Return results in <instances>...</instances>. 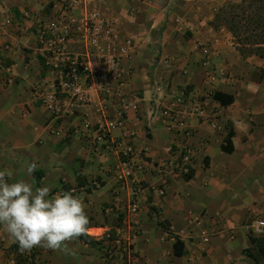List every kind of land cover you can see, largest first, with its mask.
Returning <instances> with one entry per match:
<instances>
[{
	"label": "crops",
	"instance_id": "obj_1",
	"mask_svg": "<svg viewBox=\"0 0 264 264\" xmlns=\"http://www.w3.org/2000/svg\"><path fill=\"white\" fill-rule=\"evenodd\" d=\"M71 1L0 0V170L37 187L26 170L36 163L39 187L48 186L51 196L99 180L100 189L81 194L90 219L84 236L92 243L81 236L67 244L68 253L21 252L0 226V264L20 253L44 264H105L108 237L133 201L131 184L117 183L113 173L128 147L144 167L136 171L135 220L142 230L136 264H255L244 252L253 247L249 224L264 220V59L242 58L228 31L212 26L217 12L238 0H79L70 13L74 24L114 21L111 50L120 57L127 106L119 103L118 82L110 80L106 91L89 88L85 104L60 93L68 114L57 116L38 100L59 77L40 27L63 18ZM68 48L81 52L72 41ZM216 92L234 103L222 106L212 98ZM183 93L205 105L202 117L189 121L194 135L187 141L167 133L160 120ZM102 108L110 116L124 110L125 124L112 132L111 144L93 145L84 125H98ZM230 132L234 151L226 154L222 145ZM186 145L196 154L191 179L176 169ZM173 170L174 177L159 172ZM176 239L185 246L182 257L174 254Z\"/></svg>",
	"mask_w": 264,
	"mask_h": 264
},
{
	"label": "built area",
	"instance_id": "obj_2",
	"mask_svg": "<svg viewBox=\"0 0 264 264\" xmlns=\"http://www.w3.org/2000/svg\"><path fill=\"white\" fill-rule=\"evenodd\" d=\"M71 3L64 8L63 18L52 19L40 27V42L45 51L50 53L51 66L58 71L59 77L51 87L52 92L49 94L40 92L38 100L45 109L57 116L68 114L65 103L59 100L60 93L69 98L78 99L79 97V101L85 104L89 102L87 95L89 88L95 87L106 91L110 87V80H115L120 89L119 103L125 109L127 104L121 88L126 85V81L122 79L119 72L120 57L111 50L117 41L114 21L91 18L80 24H74L70 20V13L73 6L80 1L73 0ZM70 41L81 47L79 54L69 51ZM126 45L129 46L130 42ZM210 65V62L205 63V66ZM204 106L199 99L183 93L163 108L160 113L161 123L167 133L187 141L194 135L189 121L196 117L201 118ZM100 115L102 119L98 125L92 126L89 123L84 125L86 136L89 140L93 139V145L111 144L112 132L125 124L124 110H120L115 116H110L107 109L102 108ZM194 161H196V154L189 145H186L181 155V163L176 168L179 170L178 175L184 178L190 175ZM143 169L144 167L136 161L133 149L128 147L124 160L113 170L117 183L131 184L133 201L128 205L127 210L123 211V220L116 229L115 236L108 237L104 256L105 264H136L135 247L142 232L139 223L135 220V216L139 213L135 198L141 185L139 178H136V171ZM159 172L168 177H174L177 174L176 170ZM100 188L101 182L95 179L70 190L81 195ZM247 230L252 236L264 237V220H253ZM203 241L208 243L209 239L205 237ZM17 257L21 260H17ZM17 257L11 259L10 264H20V262L24 264L26 261L31 264H44L39 260L29 259L22 253Z\"/></svg>",
	"mask_w": 264,
	"mask_h": 264
},
{
	"label": "clouds",
	"instance_id": "obj_3",
	"mask_svg": "<svg viewBox=\"0 0 264 264\" xmlns=\"http://www.w3.org/2000/svg\"><path fill=\"white\" fill-rule=\"evenodd\" d=\"M36 167L27 165L29 176ZM13 175L10 169L0 170V226L21 252L42 247L68 253L67 244L87 235L90 224L83 196L71 190L51 196L48 186L14 181Z\"/></svg>",
	"mask_w": 264,
	"mask_h": 264
},
{
	"label": "trees",
	"instance_id": "obj_4",
	"mask_svg": "<svg viewBox=\"0 0 264 264\" xmlns=\"http://www.w3.org/2000/svg\"><path fill=\"white\" fill-rule=\"evenodd\" d=\"M215 29H225L232 36L234 45L239 55L244 58L258 57L264 59V0H238L234 3H228L221 8L215 15L212 23ZM214 101L222 106H230L234 103V98L223 93H214ZM234 134L230 132L224 140L222 151L231 154L234 151ZM37 187H39L40 178L36 172L33 173ZM193 171L185 179H191ZM160 226L169 231L170 227L164 223ZM81 239L91 244L88 236H82ZM252 248L246 250L244 255L251 259L255 264H264V238L250 237ZM184 244L176 239L174 244V254L176 257H182L184 254Z\"/></svg>",
	"mask_w": 264,
	"mask_h": 264
}]
</instances>
